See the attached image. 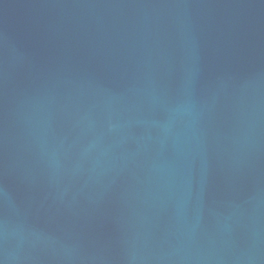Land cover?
<instances>
[{"label":"water","instance_id":"water-1","mask_svg":"<svg viewBox=\"0 0 264 264\" xmlns=\"http://www.w3.org/2000/svg\"><path fill=\"white\" fill-rule=\"evenodd\" d=\"M0 264H264V0H0Z\"/></svg>","mask_w":264,"mask_h":264}]
</instances>
